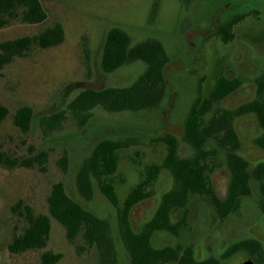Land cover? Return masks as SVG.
<instances>
[{
	"label": "rangeland",
	"instance_id": "obj_1",
	"mask_svg": "<svg viewBox=\"0 0 264 264\" xmlns=\"http://www.w3.org/2000/svg\"><path fill=\"white\" fill-rule=\"evenodd\" d=\"M41 2L48 13L43 24L30 25L16 20L0 29V42L25 37L35 39L56 25H62L65 31L62 44L48 50L33 46L0 77V105L9 111L8 117L0 123V155L4 160V164L0 163V264H44L45 253L59 255L60 260L55 264H129L120 240H116L117 255L113 262L101 257L97 247L86 242L82 235L69 240L66 229L52 218L45 248L11 254L8 247L28 227V208L36 216L49 215L48 198L57 183L65 185L71 198L113 224L116 211L108 200L97 190L94 199L87 201L76 186L81 165L100 141H131L130 147L118 153V169L111 177L122 203L131 189L144 179L148 168L163 164L167 146L160 137H177L181 157L193 154L182 140L185 120L192 104L198 98H209L219 79H239L242 86L214 106L207 119L217 110H233L249 101L254 94L253 78L264 72V3L257 5L248 0ZM253 8L259 9V15L251 14L238 24L233 30V41L225 43L213 36L221 23L233 15L251 13ZM115 27L125 30L133 45L150 38L163 43L170 57L165 70L166 97L158 108L141 112L110 113L96 108L89 122L81 126L69 112V104L82 91L127 87L145 70L143 63L126 66L109 75L101 70L105 39ZM253 70L257 73L253 74ZM24 107L33 110V123L27 133L14 124V116ZM58 113H64L66 119L59 129L50 131L45 119ZM235 125L241 140L239 153L252 169L264 162L263 149L254 147L255 119L241 116ZM216 147L215 141H210L206 149ZM44 154L47 155L45 160L34 162ZM28 162L33 165L28 166ZM226 163V152L220 149L209 162V174L220 197H225L228 190ZM261 182L264 184V178ZM172 186L171 175L163 172L154 187L153 198L133 211L135 229H140L152 217L160 196ZM254 190L258 192L259 183L254 184ZM255 198L246 199L226 226L219 221L208 198L191 195L186 210L173 213L176 221L182 218L185 221L180 234H156L154 246L192 247L198 259L216 256L223 242H232L237 234L246 236L247 224L253 223L258 212L256 202L252 201ZM239 261L241 256L229 264Z\"/></svg>",
	"mask_w": 264,
	"mask_h": 264
},
{
	"label": "trees",
	"instance_id": "obj_2",
	"mask_svg": "<svg viewBox=\"0 0 264 264\" xmlns=\"http://www.w3.org/2000/svg\"><path fill=\"white\" fill-rule=\"evenodd\" d=\"M190 3L191 0H184ZM259 15V11L248 14H236L221 23L213 36L220 37L223 42L234 40V28L247 16ZM48 19L41 0H0V29L11 22L20 20L30 25L43 24ZM65 31L62 25H56L37 38H20L14 41L0 42V77L3 71L16 59L23 58L33 46L41 50L54 48L64 41ZM170 57L163 43L157 39H147L133 45L131 36L122 28H112L106 36L101 60V70L105 74H113L118 70L135 64L143 63L144 72L127 87H106L103 89H87L82 91L69 104V112L81 126L91 119L96 108H102L110 113L141 112L158 108L166 97L168 83L165 70ZM238 79L221 78L217 81L213 92L207 99L198 98L189 111L184 123L183 142L190 146L193 154L181 157L179 154L180 140L172 135L160 137L159 140L167 146V156L162 165L148 168L145 177L128 193L121 203L111 177L117 172L118 153L131 146V141H115L105 139L97 143L91 155L86 158L76 175V186L82 198L87 201L94 199L97 190L115 209L113 224L100 219L92 211L70 197L63 183L53 186L48 198L49 215L36 216L30 208L27 209L28 227L21 236L15 237L8 249L11 254H21L31 250H41L46 247L51 233V218L61 224L69 240H75L82 235L84 240L96 246L101 257L115 262L117 255L116 240H120L129 256V264H219L212 259L207 263H197L192 248L182 246L156 248L152 239L156 233L171 232L179 235L185 226V221L174 223L172 210L186 208L191 195L206 197L214 206L221 219L237 212L242 199L250 196L252 177L262 180L264 163L249 172L250 164L238 150L241 140L235 129L234 122L238 117L257 113L264 129V101H256L243 105L236 110L222 109L209 119L207 116L214 106L235 92L240 86ZM259 94H264V75L258 79ZM9 115L6 107L0 105V123ZM66 119L64 113H58L45 119L50 131L59 129ZM33 123V110L21 108L14 116V124L24 133L29 132ZM210 141H215L217 147L206 149ZM264 149V135L257 141ZM226 152V166L231 173L228 194L221 198L213 186L209 172V162L217 155L218 150ZM43 157L34 159L41 162ZM67 162V159H65ZM0 163L4 164L0 155ZM33 165L28 162V166ZM67 170V167L64 168ZM168 172L174 187L165 193L155 214L145 222L140 229H135L132 223L134 209L141 203L153 198L154 187L160 175ZM260 208L264 210V186L262 187ZM116 235H112V234ZM249 249V241L234 244L224 255L231 258L242 250ZM44 264H55L59 255L45 253Z\"/></svg>",
	"mask_w": 264,
	"mask_h": 264
},
{
	"label": "flooded vegetation",
	"instance_id": "obj_3",
	"mask_svg": "<svg viewBox=\"0 0 264 264\" xmlns=\"http://www.w3.org/2000/svg\"><path fill=\"white\" fill-rule=\"evenodd\" d=\"M248 1H250L252 4L254 3V4H257V5H261L262 3H264V0H248ZM246 4H248V3H246ZM253 11H259V9H255V8H253ZM256 68V67H255ZM257 70V69H256ZM256 70H253V74H255V73H257V71ZM264 75V72L260 75V76H257V77H255V78H253V81H254V94L250 97V100L249 101H247V102H244L243 104H239L238 105V107H236L235 109H233V110H236V109H238L239 107H241V106H243V105H246V104H250V103H253V102H256V101H260V102H262V101H264V94H263V96H260V94H259V86H258V79L259 78H261L262 76ZM232 80H234V79H232ZM239 80V79H238ZM241 86H242V84H241ZM241 86L235 91V92H237L240 88H241ZM235 92H233V93H235ZM232 93V94H233ZM242 103V102H241ZM245 116H251V117H253L254 119H255V122H256V128H257V133L255 134V136H254V147H257L258 149H260L261 147L258 145V140L264 135V132L262 131V129H263V127H262V125H261V123H260V120H259V116L257 115V113H251V114H248V115H245ZM239 118V117H238ZM235 122H236V120H235ZM235 122H234V126H235V129H236V125H235ZM262 128V129H261ZM261 149H263V148H261ZM263 152H264V149H263ZM238 153H239V150H238ZM240 154V153H239ZM241 155V154H240ZM242 156V155H241ZM243 157V156H242ZM261 163H264V162H260V163H258L257 165H259V164H261ZM256 165V166H257ZM256 166L254 167V168H249V172H253L254 171V169L256 168ZM228 171H229V169H228ZM263 178H264V176H263ZM262 178V179H263ZM230 181H231V173H230V171H229V184H228V189H229V185H230ZM262 180H257L256 178H254V177H252L251 179H250V185H251V187H252V194L250 195V196H248V197H245V198H243L242 199V203H241V207H240V209H242V206H243V204H244V201L246 200V199H248V198H253V197H255L256 196V198L254 199V200H252V201H255L256 202V204H257V210H258V212H257V214H255V217H256V219L253 221V223H251V224H247V228H248V231H246V236H244V237H240V235L239 234H237L238 233V231H237V229L235 230V233L237 234L236 235V238H235V240H233L232 242H229V241H225V242H223V244H224V246L221 248V250L219 251V253L216 255V256H212V257H210V258H205V259H198V258H196V256H195V251H194V249L192 248V251H193V256H194V259H195V261L197 262V263H207L208 261H210V260H212V259H214V260H216V261H218L219 262V264H229V262L230 261H232L233 259H235L236 257H240L241 256V261H239V263L238 264H264V210L262 211L261 210V208H260V202H261V198H262V193H261V191H262V187L264 186V184L261 182ZM257 184V183H259V190H258V192H256L255 190H254V184ZM214 186V185H213ZM174 187V184H173V186L168 190V191H170L172 188ZM215 188V187H214ZM168 191H166V192H164L161 196H160V198H159V202H158V205H157V208H158V206H159V204H160V202H161V198H162V196L165 194V193H167ZM227 194H228V190H227ZM227 194H226V196H227ZM225 196V197H226ZM225 197H221V198H225ZM211 203V202H210ZM212 204V203H211ZM213 206V205H212ZM187 207V206H186ZM214 207V206H213ZM157 208H156V210H157ZM215 209V208H214ZM240 209L237 211V212H235L234 214H232V215H230V216H228L227 218H225V219H221L218 215H217V217L219 218V221L220 222H222V223H225V225L227 226V223H231V218L233 217V216H236L238 213H239V211H240ZM156 210H155V212H156ZM177 210H179V211H185L186 210V208H175V209H173L172 210V220H173V222L174 223H177V222H181L182 220H183V218L182 219H180V220H175L174 219V216H173V213L175 212V211H177ZM216 211V210H215ZM155 212H154V214H155ZM153 214V215H154ZM216 214H217V212H216ZM152 215V216H153ZM150 219V218H149ZM148 219V220H149ZM147 220V221H148ZM146 221V222H147ZM145 223V222H144ZM143 223V224H144ZM184 228V227H183ZM182 231V230H181ZM180 231V232H181ZM159 233H168V234H172V235H174V236H178V235H176V234H173V233H171V232H159ZM159 233H156V234H159ZM229 233H231V231L229 232ZM155 234V235H156ZM180 234V233H179ZM155 235H154V237H153V239H152V243H153V245H154V241H155ZM246 240H248L249 241V249L248 250H242V251H240V252H238V253H236L234 256H232L231 258H228V259H224V255L228 252V250L234 245V244H238V243H240V242H243V241H246ZM177 246H181V245H176V246H172V245H168V246H162V247H156V248H165V247H177ZM184 249H187V248H190V247H183ZM128 255V254H127ZM129 257V256H128ZM169 264H176V263H169Z\"/></svg>",
	"mask_w": 264,
	"mask_h": 264
}]
</instances>
